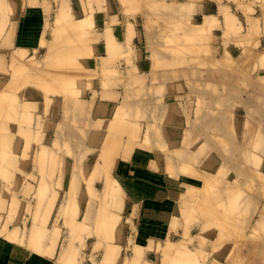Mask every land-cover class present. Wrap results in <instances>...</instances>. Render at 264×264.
Listing matches in <instances>:
<instances>
[{
	"label": "rangeland",
	"instance_id": "1",
	"mask_svg": "<svg viewBox=\"0 0 264 264\" xmlns=\"http://www.w3.org/2000/svg\"><path fill=\"white\" fill-rule=\"evenodd\" d=\"M54 1L57 5L60 1L63 3L62 0ZM69 1L66 0L67 5ZM94 1L86 0L91 9ZM111 1L108 0L109 5H112ZM115 1L125 4L126 11L136 10L131 9L135 5L141 11L143 7H151L150 11L140 13L142 22L139 26L146 39L154 72L151 82L135 83V86L128 85L124 89L126 98L123 97L119 109H126L117 115V123L112 119L91 123L88 117L93 105L86 106L76 87L79 77L97 73L85 71L88 63L80 53L85 51V43L89 41L85 38L90 34L86 28L87 25L92 27L90 23L85 25V21L76 20L70 14L58 20L57 13L55 26L49 23L51 33L48 35L46 32L40 49L20 53L22 56L18 55L16 60L12 57L14 52L6 49L4 41L10 35L9 22L17 9L10 1L0 7V98L4 108L0 117L7 118L0 119V237L14 230L17 235H13V239L32 251L54 255L57 261L60 258L59 264H140L141 251H136L132 257L131 247L123 243L131 234L125 222L128 211L125 204L114 231L102 229L98 223L99 217L104 219L106 213L118 211L112 199L117 194L105 195V178L96 177L97 174L91 172L92 168L88 176L81 179L83 184L78 195L84 198L77 196L76 205L67 215L69 217L63 218L60 211L66 203L71 172H81L84 176L82 165L85 161L97 159V163L105 157L111 158L107 172L114 176L113 167L121 154L120 149L125 144L128 150L129 143L122 139L125 134L121 130L123 125L137 122V139L145 132L144 142L148 145L153 144L149 139L150 132H156L154 143L162 147L164 100H168V105L172 103L170 111L179 113L184 119L187 117V120L182 126L185 131L183 148L164 147L166 160L171 161L168 162V171L177 177L178 182L167 185L168 199L158 197L161 200L153 203L159 205L150 207L148 214L155 222L157 236L167 234L170 228L175 229V236L158 244L157 254L152 255V264H163L165 257L174 256L164 251L169 240L173 241L169 243L172 246L183 244L185 253H178L176 260L169 259L168 264H244L245 261L246 264H264V117L261 118L259 103L254 102L255 94L249 87V83H264V71L248 70L251 65L246 51L235 59L224 56L222 45L218 46L217 38L203 23L202 14L195 13L193 8L187 7L186 12L176 14L178 8L175 5L166 7L148 0ZM235 12L240 10L235 9ZM231 29L234 30L235 26ZM54 48L60 51V58ZM116 56L123 57L122 54L110 57L108 64L104 65L108 66L103 70L104 77L119 76V66L115 65L112 70L110 67L115 64ZM46 60L50 66L56 65L55 68L46 66ZM42 70L46 71L45 75ZM75 70L79 72L75 73ZM49 73L55 77L53 80ZM165 80L171 81L165 83ZM57 81L60 85L56 84ZM228 90L235 102L228 100ZM131 99L135 103L127 104ZM31 100L35 101L29 102ZM35 102H39L37 106L32 104ZM8 106L12 109L9 110ZM92 127L101 128L103 132L108 127L109 132L102 139L94 133L90 143ZM116 132H120L119 136ZM112 134L116 141L118 138V143L111 139ZM196 140L200 141L197 148L192 142ZM191 148L196 151H188ZM210 157L214 159V165L205 166ZM203 175H209L211 179ZM97 179L102 182H98L99 189L94 191L92 186L97 187ZM228 183L237 186L235 191L231 190L232 193L226 190ZM121 197L124 198V192ZM92 198H96L95 201ZM233 201H237V207ZM206 205L209 210L204 208ZM231 207L236 215L231 214ZM203 209L208 210L207 213ZM219 213L224 218L219 217ZM255 222H260L258 231L254 229ZM40 226H43V233H36ZM191 229L199 233L201 247H196L193 237L186 240ZM182 231H185V239L179 234ZM35 239H40V244H36ZM109 245L117 248L116 258L105 255ZM53 246L56 247L54 253ZM71 246L74 249L69 257ZM186 253L188 255L185 256ZM129 258H132L130 263Z\"/></svg>",
	"mask_w": 264,
	"mask_h": 264
},
{
	"label": "crops",
	"instance_id": "2",
	"mask_svg": "<svg viewBox=\"0 0 264 264\" xmlns=\"http://www.w3.org/2000/svg\"><path fill=\"white\" fill-rule=\"evenodd\" d=\"M7 1L9 2L10 0ZM148 1L159 2L166 7L175 5L174 7L178 8L176 14L186 12L187 7L193 8L195 13L202 14L203 23L211 29L214 37L217 38L216 42H218V46L222 45L224 56L229 59H235L238 54L242 55L246 51L247 60L251 65L248 70L251 72L254 70L264 71V0ZM10 2L16 7L17 11L15 10L9 22V27L12 30L4 41L6 49L11 51L12 48L11 53L20 48H25L24 50L27 52L40 49L46 32H48V35L51 33L49 23L53 24L52 27L55 26L54 20L62 8V2L60 1L58 5L54 0H12ZM44 3L45 5H43ZM111 4H108V0H95L92 6L93 9H91L89 2L87 3L86 0H70L68 5L66 3L69 14L72 17L76 18V20L85 21V25L89 23L92 25V27L86 26L90 34L85 39L89 41L85 40V51L80 53L84 54V61L86 60L88 63L85 66V71L89 70L88 72L92 74H94V71H97V73L93 76L84 75L76 81V87L80 90L86 106H91V103L93 105L88 117L91 123H96L98 120L106 122L112 119L114 111L118 109L119 104L123 101L124 89L128 85L135 86V83H140L137 85H141V83L147 84L151 82L150 78L154 74L153 61L148 55L149 49L145 45L146 39L142 28L139 26L142 22L140 13L150 11L151 7H143L141 11L135 5L131 6V9L134 8L136 10L126 11L125 4L120 1L112 0ZM235 9H239L240 12L236 13ZM232 26H235L234 30L231 29ZM42 32L44 35L41 34ZM116 53L122 54L123 57L119 58L116 56L115 64L112 63L113 66L111 65L110 67L112 70L114 69V65L119 66L117 67L119 71L117 78H120V80L115 77H112L111 80V77H104L103 70L104 68H108V66L104 65L108 64L109 57L117 55ZM104 58L107 59L105 62ZM262 76L264 77V75ZM170 81L165 80V83H169ZM249 87L254 91V102L259 103L260 116L263 118L264 83H249ZM228 88H230V85ZM230 93L231 91L228 90V100L235 102ZM33 101L35 100L29 102ZM38 103L32 104H36L37 106ZM126 103L132 104L135 103V100L131 99ZM164 103L165 112H163L164 122L161 133L164 139L162 144L165 143L162 147L154 143L156 137L153 131L149 134V139L151 138L153 144H146L144 142L146 133L143 132L140 135L141 137L136 138L139 143L134 145L131 150H127V146L124 144L123 148L120 149L121 154L113 167V175L121 185L124 192V204L128 210L125 222L127 223V230L131 234L127 239L125 238L126 241L124 240L125 242L123 241V243L125 246L129 245L131 247L132 257L136 254V251H141L142 259L139 262L140 264H152V255L157 254L158 244L160 245L163 241L172 239L171 237L175 236L174 228H170L168 233L160 235L161 237L157 236L155 233L157 231L155 222L150 220L151 215L148 214L151 211L150 207L159 205L153 203L154 201L161 200L158 197L165 200L168 199L169 188L167 185L178 182L177 177L174 178L168 171L169 163L166 160L164 153L166 148L164 147L166 146L170 149L183 148L182 140L185 137V131L182 126L187 117L184 119L179 113H172L170 111L172 103L168 105L170 103H168V100H164ZM108 132V127H105V132L101 128L92 127L89 134L90 139L88 140L92 143L91 140L92 136L95 135L94 133H97L102 139ZM122 139H127L126 141H128V134H123ZM192 142L195 143L196 148L199 147L200 141L196 140ZM188 151L192 152L196 150L191 148ZM126 152L130 153L126 154ZM96 160L93 162L85 161L83 163L82 167L85 169L84 176H82L83 173L81 172L77 173L81 179L88 176ZM212 162H214V159L210 157L205 166L214 165ZM71 177L70 175L69 178L71 179ZM98 182L102 181L97 179L95 182V185L99 189ZM81 183L83 184V180ZM81 183L80 185H82ZM80 197L84 198L82 195H78V198ZM86 212L85 215L87 214ZM170 227L172 226L170 225ZM179 234L183 237L182 239L186 238V240L189 237H193V243L197 245L196 247H201V237L193 229L190 230L189 234H186V237L184 236L185 231ZM205 246H208V244ZM53 256L44 252L32 251L27 245L6 235L2 238L0 237V264H59L60 258L57 261ZM131 259L129 258L128 263L131 262Z\"/></svg>",
	"mask_w": 264,
	"mask_h": 264
},
{
	"label": "bare ground",
	"instance_id": "3",
	"mask_svg": "<svg viewBox=\"0 0 264 264\" xmlns=\"http://www.w3.org/2000/svg\"><path fill=\"white\" fill-rule=\"evenodd\" d=\"M10 1H12V0H10ZM63 1V3H62V8L60 9V11L58 12V20H60V19H64L65 18V16H67V15H69V9H68V6L66 5V0H62ZM7 4V0H0V7H2L4 4ZM15 4V3H14ZM22 4H23V2H22ZM12 5V4H11ZM31 5V4H30ZM41 6H43V5H45V3L42 5V4H40ZM47 5V4H46ZM12 6H14V5H12ZM15 7V6H14ZM47 7V6H46ZM45 8V7H44ZM28 11V10H27ZM40 20V19H39ZM21 21V20H20ZM17 26V25H16ZM35 29H36V27H34ZM41 28V27H40ZM54 29H56V28H54ZM12 30V29H11ZM42 31V30H41ZM26 32V31H25ZM44 32V31H43ZM43 32L41 33V34H43ZM45 33V32H44ZM15 34V33H14ZM52 34H53V32H52ZM6 35V34H5ZM36 35V34H35ZM44 35V34H43ZM43 35H41V36H43ZM55 35V34H54ZM70 35V34H69ZM72 35H74V34H72ZM6 37V36H5ZM33 37V36H32ZM70 37H71V35H70ZM72 38V37H71ZM76 38H77V36H76ZM42 39H43V37H42ZM67 39V38H66ZM75 39V38H74ZM114 39V38H113ZM123 39V38H122ZM73 40V39H72ZM38 41V40H37ZM43 41V40H42ZM41 42V41H40ZM44 42H45V40H44ZM64 42H67V41H64ZM73 42H75V40L73 41ZM73 42H70V43H73ZM43 43V42H42ZM107 43V42H106ZM50 44H52V43H50ZM58 44V43H57ZM66 44V43H65ZM68 44H69V41H68ZM67 44V45H68ZM48 45H49V43H48ZM73 45V44H72ZM122 45V44H121ZM26 46V45H25ZM62 46L63 47H65V45H63V43H62ZM60 47V46H59ZM18 48V47H17ZM58 48V47H57ZM25 48H23V49H18V50H13V51H15V52H17L16 54H14L13 52V59H18L17 58V56L18 55H21L20 53H23V52H26V50H24ZM52 49H53V47H52ZM71 49V48H70ZM104 49V48H103ZM54 50H56L55 48H54ZM53 50V51H54ZM60 50H62V48L60 49ZM11 51H12V48H11ZM52 51V52H53ZM76 51V50H75ZM56 52L58 53V58H60L59 57V54H60V51H58V50H56ZM74 52V51H73ZM44 54V53H43ZM112 54H114V53H112ZM117 54V53H116ZM22 56V55H21ZM56 56H57V54H56ZM55 56V57H56ZM24 57V56H23ZM110 58V57H109ZM56 59V58H55ZM75 60H76V58H75ZM55 61H58V60H55ZM28 62V61H27ZM46 62H47V60H46ZM50 62V61H49ZM53 62H54V59H53ZM78 62V61H77ZM29 63V62H28ZM8 65H10V64H8ZM25 65V64H24ZM49 64H48V62H47V65L46 66H48ZM53 65H54V63H53ZM21 66V65H20ZM50 66V65H49ZM55 66L56 65H54V67L53 66H50V67H53V68H55ZM115 66V65H114ZM10 67V66H9ZM49 67V68H50ZM11 68V67H10ZM24 68V67H23ZM57 68V67H56ZM35 69H37V67L35 68ZM43 69V68H42ZM110 69V68H109ZM9 70V69H8ZM80 70V69H79ZM79 70H77L78 72H79ZM104 70H105V68H104ZM43 71V74H44V71L45 70H42ZM51 72V70H48V72ZM54 71V70H53ZM76 70H75V73L77 72ZM94 71V70H93ZM110 71V70H109ZM116 71V70H115ZM35 72H37V71H35ZM46 72V71H45ZM74 72V71H73ZM39 73H40V71H39ZM38 73V74H39ZM53 73V72H52ZM3 74V73H2ZM42 74V73H41ZM43 74H42V76H43ZM46 74V73H45ZM44 74V75H45ZM50 74L51 73H49V76H50ZM59 74H61V72L59 73ZM54 75H55V73H54ZM57 75V74H56ZM41 75H39V77H40ZM51 76H52V74H51ZM57 76H59V75H57ZM35 78H38V76L36 77V76H34ZM53 78H52V80L55 78L54 76H52ZM43 78V77H42ZM41 78V79H42ZM60 78V77H59ZM104 78V77H103ZM107 78V77H106ZM106 78H104V79H106ZM115 78H117V77H115ZM117 79H119L120 80V78H117ZM132 79V78H131ZM25 80V79H24ZM24 80H23V82H24ZM32 80V79H31ZM97 80H98V78H97ZM108 80H110L109 78H108ZM111 80H112V77H111ZM127 80V79H126ZM130 80V79H129ZM115 81H117V80H115ZM26 82H27V80H26ZM61 81H59V83H60ZM8 83V82H7ZM11 83H13V80H12V82ZM22 83V82H21ZM31 84V83H30ZM38 84V83H37ZM56 84H58V81L56 82ZM15 84H13V86H14ZM58 85H60V84H58ZM61 85H63V83H61ZM5 86H8V85H5ZM17 86H19V85H17ZM16 86V87H17ZM21 86V85H20ZM51 87V86H50ZM50 87H48V88H50ZM40 88V87H39ZM52 90H54L53 88H51ZM117 91V90H116ZM117 93V92H116ZM117 95V94H116ZM124 98H126V97H124ZM5 99V98H4ZM93 99V98H92ZM28 100H30V99H28ZM9 101V100H8ZM91 101V100H90ZM97 101V100H96ZM139 101V100H138ZM1 102H2V100H1V98H0V116H2L3 115V113L2 112H4V108H2V104H1ZM5 103V102H4ZM3 103V104H4ZM10 104H11V102H9ZM9 104V105H10ZM6 105V104H5ZM7 105H8V103H7ZM117 105V104H116ZM11 106V105H10ZM13 106V105H12ZM119 106H120V104H119ZM136 106V105H135ZM128 107V106H127ZM8 108H9V106H8ZM123 108H125L126 109V107H121V109H119V107H118V109L116 110V111H114L115 113H114V116L112 117V121L114 120L115 121V123H117V115H120V113L122 112V110H123ZM129 108V107H128ZM137 108V107H136ZM12 109V108H11ZM10 108H9V110H11ZM99 110V109H98ZM137 110V109H136ZM5 111H8V110H5ZM124 111V110H123ZM126 112H127V110H125ZM139 111V110H138ZM137 111V113H139ZM169 111V110H168ZM134 112H136L135 110H134ZM6 113V112H5ZM23 113V112H22ZM123 113H125V112H123ZM131 113V112H130ZM128 114V113H127ZM126 114V115H127ZM21 115V114H20ZM4 117H8V116H4ZM121 117V116H120ZM133 117H134V115H133ZM2 117H0V119H1ZM4 120H6L7 118H3ZM3 119H1V120H3ZM111 121V120H110ZM114 121H113V123H114ZM122 121H120V122H118V123H121ZM133 122V121H132ZM131 122V123H132ZM113 123L111 124V125H113ZM125 123V122H124ZM124 123H122V124H120V125H123ZM126 123H128V121L126 122ZM125 123V124H126ZM128 123V124H126V126L124 127V125L122 126V131L124 132V133H127V134H129V140L127 141L129 144H128V149H130V146H131V149L134 147V145H136L137 143H139L137 140H136V138H137V132H138V124H137V122H134V123ZM109 125V124H108ZM115 125V124H114ZM118 125V124H117ZM18 126V125H17ZM110 126V125H109ZM119 126V125H118ZM118 126H115V127H117V129H118ZM112 127V126H111ZM17 128V127H16ZM121 128V127H120ZM116 129V128H115ZM114 129V130H115ZM116 129V130H117ZM171 129V128H170ZM174 130V129H173ZM108 131V130H107ZM147 131V130H146ZM159 131V130H158ZM176 131V130H175ZM8 133V132H7ZM7 133H6V135H7ZM156 133V132H155ZM180 133V132H179ZM108 134V133H107ZM116 134L119 136V134H120V132L119 133H117L116 132ZM160 134V133H159ZM155 136L157 135V134H154ZM173 135V134H172ZM171 135V136H172ZM4 136V135H3ZM8 136V135H7ZM107 136V135H106ZM111 136V139L112 140H114V142H116V143H118V138H117V141H116V137H115V135L114 134H112V135H110ZM110 136H108V137H110ZM131 136V137H130ZM146 136V135H145ZM161 135H158L157 137H160ZM176 136V135H175ZM145 138V137H144ZM110 139V138H109ZM154 139V138H153ZM161 139L162 138H160V141H161ZM112 140H110L111 142H113ZM127 140V139H126ZM156 140V139H155ZM104 141V140H103ZM162 141H164V139H162ZM183 141V140H182ZM181 141V142H182ZM114 142H113V144H114ZM126 142V143H127ZM162 143V142H161ZM165 143V142H164ZM163 143V144H164ZM185 143V142H184ZM120 144V143H119ZM119 144H115V145H119ZM158 144V143H157ZM125 146H127V145H125ZM232 150V149H231ZM130 153V152H129ZM129 153H127L126 152V154H129ZM173 153V152H172ZM124 154H125V152H124ZM171 156H173V155H171ZM171 160H172V158H170ZM169 159V160H170ZM174 160V159H173ZM176 160V159H175ZM178 161V160H177ZM182 161H184V160H182ZM168 162H171V161H168ZM176 162V161H175ZM185 162V161H184ZM210 164V163H209ZM190 165V164H189ZM111 166V158L110 159H108L107 157H105L102 161H98L97 163H95V165L93 166V168H92V171L91 172H93V173H95V175L97 174V176L96 177H100V178H105V181H104V188H103V190H104V193H105V195L106 194H108V195H112V194H117V195H113V196H115V198H112L113 199V204L115 205V206H117L118 207V211H113V212H111L110 214H108V213H106V216H104V219L103 218H100L99 217V220H98V223H100V225H101V228L103 229H106V230H108V231H114L115 230V227H116V225L119 223V221H120V217H121V210L123 209V206H124V198L123 197H121V194L123 193V191H122V188H121V185L119 184V182H118V180L116 179V177L115 176H109V175H112V174H109L108 172H107V168L108 167H110ZM74 167V166H73ZM186 167V166H185ZM184 167V168H185ZM222 167V166H221ZM189 168V167H188ZM220 168V167H219ZM202 169V168H201ZM208 169V168H207ZM51 170V169H50ZM200 170V169H199ZM236 170V169H235ZM71 171H72V168H71ZM107 172V173H105V172ZM194 171V170H193ZM199 172V171H198ZM200 172H201V170H200ZM205 172V171H204ZM208 172V171H207ZM197 173V172H196ZM203 172H201V174H202ZM209 173V172H208ZM207 173V174H208ZM204 175H205V173H203ZM196 175V174H195ZM198 175V174H197ZM203 175V176H204ZM209 175H210V177H211V174L209 173ZM208 175V176H209ZM236 175V174H235ZM71 179L69 180V183H68V188H67V197H66V203L64 204V206H63V208H62V211H60V212H62V214L64 215V217L63 218H66V217H69V216H67V215H69V211H71L72 209H73V207L76 205V203H77V196H78V193H79V188H80V183H81V178L78 176V174L76 173V172H74L73 173V175H72V172H71ZM201 176V175H200ZM208 176H204V177H208ZM202 178V177H201ZM209 178V177H208ZM234 178H236V176L234 177ZM209 179H211V178H209ZM235 180V179H234ZM238 180V179H237ZM65 181V180H64ZM203 181L204 180H202V183H203ZM231 181V180H230ZM205 182V181H204ZM65 183V182H64ZM230 183H232V181L230 182ZM233 184H235V183H233ZM233 184H230L229 185V183H228V186L229 187H227V191H229V192H231L232 193V191L231 190H233V191H235L236 190V185L234 186ZM227 185V184H226ZM67 187V186H66ZM93 187V189H94V191H96V190H98L97 189V187H95V186H92ZM219 188V187H218ZM222 188V187H221ZM219 191H221V190H219ZM238 191V190H237ZM218 192V191H217ZM218 193H220V192H218ZM223 193V192H222ZM221 193V194H222ZM233 193H235V192H233ZM238 193V192H237ZM236 193V194H237ZM212 194V193H211ZM215 194V193H214ZM228 194V193H227ZM105 195H103V196H105ZM216 195V194H215ZM226 195V194H225ZM210 196V195H209ZM208 196V197H209ZM216 196H218V194L216 195ZM232 196V195H231ZM231 196H226V197H228V198H230ZM234 196V195H233ZM238 196V195H237ZM203 197H206V196H202V198ZM207 197V198H208ZM214 197V196H213ZM212 197H210V199H211ZM216 197H214L213 198V200L215 199ZM224 198V197H223ZM233 198V197H232ZM236 198H238V197H236ZM235 198V199H236ZM95 199L96 198H92V200L93 201H95ZM209 199V198H208ZM227 199V198H226ZM217 200H218V198H217ZM216 200V201H217ZM219 200H220V198H219ZM225 200V199H224ZM228 200V199H227ZM233 200H234V198H233ZM237 200V199H236ZM215 201V200H214ZM222 202V201H221ZM229 202H230V200H229ZM229 202H228V204H229ZM236 202V203H235ZM233 201V203H234V206H236L237 207V201ZM12 203V202H11ZM11 203H10V205H11ZM204 203V202H203ZM203 203H202V205H203ZM216 203H218V204H220L219 202H216ZM233 203H231L230 205L232 206V204ZM240 203V202H239ZM201 204V203H200ZM206 204H207V202H206ZM210 204H211V202H210ZM210 204L208 205L209 206V208H210ZM217 204V205H218ZM223 204V203H222ZM221 205V204H220ZM61 206V205H60ZM213 206H215V205H213ZM225 206V204L222 206V207H224ZM227 206V205H226ZM233 206V207H234ZM15 207V206H14ZM48 207V206H47ZM230 207V206H229ZM233 207H231V214H232V212L234 213V211H233ZM10 208H11V206H10ZM203 208V207H202ZM201 208V209H202ZM205 209L207 208V205L204 207ZM216 208V207H215ZM226 208V207H225ZM235 208V207H234ZM9 209V208H8ZM200 209V210H201ZM205 209H203L204 211H206L205 213H207V211L209 210L208 208V210H205ZM239 208H237V210H238ZM202 210V211H203ZM235 211H236V208L234 209ZM211 211V210H210ZM217 211V210H216ZM239 211H241V210H239ZM238 211V212H239ZM217 212H219V211H217ZM204 213V212H203ZM204 213V214H205ZM214 213V212H213ZM237 213L235 212L234 213V215H236ZM206 215V214H205ZM208 215H210L209 213H208ZM217 215V214H216ZM216 215H214L213 214V216H216ZM219 215V217H221V218H224V216H220V213L218 214ZM240 215V212H239V214H238V216ZM125 216H127V215H125ZM213 216H211V217H213ZM206 217H207V215H206ZM216 217H218V216H216ZM208 218V217H207ZM215 218V217H214ZM229 218V217H228ZM232 217L230 216V219H231ZM233 218H237V217H234L233 216ZM129 219V218H128ZM131 219V218H130ZM213 219V218H212ZM240 219H241V217H240ZM133 220H134V218H133ZM221 220V219H220ZM227 220V219H226ZM237 220V219H236ZM221 221H223V219L221 220ZM224 223V222H223ZM259 223L260 222H255V224H254V229L255 230H257L258 231V229H259ZM171 224V223H170ZM168 225V224H167ZM34 229V228H33ZM151 229V228H150ZM9 230V229H8ZM35 230V229H34ZM43 226H40V227H37L36 228V233L38 232H40V233H43ZM254 230V231H255ZM5 231H7V230H5ZM14 232H16V231H14V230H9L8 231V233L9 234H7L6 233V235L7 236H9V237H11L12 238V236L13 235H17V234H14ZM155 232H157V231H155ZM35 232L33 231V233L32 234H34ZM153 233V232H152ZM154 234V233H153ZM250 236V235H249ZM37 237V236H36ZM40 237V236H39ZM151 237H153V236H151ZM40 239H41V237H40ZM40 239H35V241H36V244H40V242H41V240ZM179 242H181V241H179ZM183 242V241H182ZM156 243V242H155ZM169 243H173V241L172 240H169ZM168 243V246H166L165 244V246H166V248H165V246H164V251H165V254H169V255H174V256H172V257H169L168 258V256L167 257H165V263H163V264H168L169 263V259H174V260H176V255L178 254V253H181V252H183L184 251V253H185V249H184V245L182 244V246H180V245H178L177 243V246H172V245H170ZM237 243V242H236ZM175 244V245H176ZM239 244V243H238ZM242 243H240V245H241ZM40 245H38V247H39ZM254 246V245H253ZM33 248V247H32ZM55 246H53V248H52V253H54L55 252ZM257 248V247H256ZM73 246H71L70 247V249H69V252H68V254H69V257H71L72 256V252H73ZM231 249H234L233 247H231ZM241 250V249H240ZM241 252V251H240ZM257 252V251H256ZM117 253H118V251H117V248L116 247H114V245L113 246H110L109 245V247H108V249L106 250V256H109V257H112V256H114V258H116L117 257ZM229 254V253H228ZM261 254V253H260ZM186 255H188L187 253L185 254V256ZM230 255H231V253H230ZM258 255V254H257ZM232 257V256H231ZM234 258H235V256H234ZM230 259H232V258H230ZM116 260V259H115ZM251 260V259H250ZM249 260V261H250ZM249 261H247L248 263H249ZM130 262V261H129ZM230 262H231V260H230ZM251 263V262H250ZM66 264V263H65ZM109 264V263H108ZM244 264H246V261H245V263ZM253 264V263H252Z\"/></svg>",
	"mask_w": 264,
	"mask_h": 264
}]
</instances>
